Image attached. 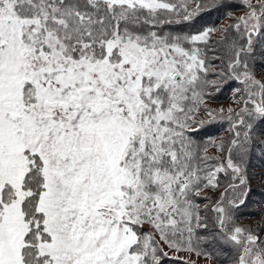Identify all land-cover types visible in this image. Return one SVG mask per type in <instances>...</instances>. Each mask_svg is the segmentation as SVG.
Wrapping results in <instances>:
<instances>
[{
  "label": "trees",
  "instance_id": "1",
  "mask_svg": "<svg viewBox=\"0 0 264 264\" xmlns=\"http://www.w3.org/2000/svg\"><path fill=\"white\" fill-rule=\"evenodd\" d=\"M7 1L17 17L38 21L23 27V44L35 52L57 50L66 62H117L127 43L146 50L174 46L201 60L190 79L165 84L153 74L142 76L137 93L144 107L133 119L161 129L131 127L120 161L133 179L122 184L126 223L134 232L129 251L137 264H197L165 246L217 264H264V217L258 225L248 222L264 212V0H158L164 4L158 7L0 0V10ZM203 33L205 39L196 38ZM36 100L34 83L26 81L24 111ZM230 100L238 104L225 112L209 104ZM219 144L222 152H214ZM23 153L27 167L19 188L26 230L19 261L56 264L40 250L52 238L48 215L39 208L44 159L29 149ZM135 183L148 208L138 215L131 199ZM17 191L9 182L0 189V223ZM159 197L166 204L161 209Z\"/></svg>",
  "mask_w": 264,
  "mask_h": 264
},
{
  "label": "rangeland",
  "instance_id": "2",
  "mask_svg": "<svg viewBox=\"0 0 264 264\" xmlns=\"http://www.w3.org/2000/svg\"><path fill=\"white\" fill-rule=\"evenodd\" d=\"M108 1L138 2L149 7L164 5L158 0ZM2 6L5 9L0 10V189L4 183L9 182L17 188L18 198L6 208L1 223H5V227L19 234L16 242L19 246H22L21 237L26 230V224L21 210V199L24 193L19 186L27 167V158L23 150L30 148L28 144H25V135L30 133L45 135V133L55 131L62 125H65L64 127L68 130L74 129L75 131L92 133L108 131L113 128H124L126 126L125 122H127L126 119L120 121L119 118H113L110 121L109 118L106 120L103 118L95 121L92 119V121L87 122L89 118L83 116V113L89 109L98 112L109 107V105H92L91 100L88 99L90 94L103 93V90H105L106 95L114 93L129 102L130 106L127 110L129 117H127L130 128L135 127L142 132H146L150 128L160 130L161 126L158 124L137 123L133 119V115L144 107V103L137 93L143 74L146 73L147 76L153 74L163 83L169 84L177 80L190 79L196 69L202 65V62L195 55L187 54L178 47L167 46L159 50H146L135 43L124 44L121 58L117 62L113 60L115 63L110 59L97 63L69 60L66 62L67 58L60 55L57 50H54V53L35 52L24 45L22 41L23 27L30 22L37 23L38 21H29L17 17L13 13V9L10 8V2L8 1L3 3ZM226 23L227 20L222 23V26ZM34 30L29 32L32 39L36 37ZM206 37L207 33L196 36L197 39H205ZM59 68L66 69L61 70ZM58 69L63 72L64 76L58 77L57 86L53 83L45 85V81L43 82V76H46L45 73L52 72L58 75L56 74ZM26 81L34 83L38 91H43H40V96L45 99V104L49 105L51 112H42L40 105H34L31 116L35 117V121L30 124L28 120L31 117L24 111V105L22 104V88ZM86 81H94V83H97V87L92 91L88 86L81 90L77 88L80 97H83V101L79 102L77 106H72V111H61L59 108L54 107V101H60L59 95L66 96V93L71 92L69 90L73 89L75 85H84ZM110 97L113 98L111 94ZM209 104L211 107L225 112L229 108H235L238 102L230 100ZM115 106H113V109H116ZM73 115L74 119H70ZM65 120H70V122ZM67 125L72 126L68 127ZM79 136L80 142L76 144V149L73 152L78 154L86 152V155L98 158L93 154L94 150L92 148L88 149L86 147L89 144H86L83 140L85 135ZM219 138V140H223V136ZM98 141H103V138L100 137ZM221 146L219 144L213 151L222 152ZM82 150L83 153H81ZM119 170L121 173L119 191L112 186V183L116 182L117 173L112 165L106 167V170L98 175L86 174L85 171L81 172L83 183L79 184V188L82 197L87 188L90 189L89 197L91 199V207L85 209L83 213L87 215L90 210L96 214L97 219L95 222L87 220L88 222L91 221V224H86L85 227L82 224L73 225L71 217H76L75 209L72 210V216L70 217L68 210H65V214L60 217L62 221L60 219V223L53 226L55 220L50 221L48 216L46 229L52 238L41 243L45 244L42 250L49 249L59 257L63 256V260L67 264H137V256L129 251L131 236L128 233L130 228L126 220L130 216L124 208L125 202L121 187L125 182H133V179L128 172ZM105 172L107 177L99 178V175ZM118 198L120 200L122 198L123 204H119L120 200L118 201ZM131 199L134 204L135 215L148 211L147 206L144 204V193L140 184L135 183ZM63 205L68 209L67 203L63 202ZM165 205L159 197L156 208L161 209ZM81 210L84 211L83 208ZM83 213L79 215L80 221L85 219ZM263 217L264 212L262 216L249 219L248 222L258 225ZM69 221L73 225L71 232H68ZM51 226L58 230L50 231ZM261 236L263 237L264 233ZM14 244L15 241L12 239L11 245ZM165 249L171 255L191 260L197 264H217L210 257L201 256L190 251L170 249L167 246H165Z\"/></svg>",
  "mask_w": 264,
  "mask_h": 264
},
{
  "label": "crops",
  "instance_id": "3",
  "mask_svg": "<svg viewBox=\"0 0 264 264\" xmlns=\"http://www.w3.org/2000/svg\"><path fill=\"white\" fill-rule=\"evenodd\" d=\"M59 69L65 70L66 68ZM59 69L56 72L58 75H55L52 72L45 73L46 76H43V82L45 81V85H50L53 83L57 86L58 77L64 76L63 72H61ZM84 83V85H75L73 89L69 90L71 92L66 93V96L64 95V97L59 95L60 101H54V104L52 102L49 103L53 104L55 108H59L61 111H72V106H77L79 102L83 101V97H80V92L78 93L79 90L85 89L88 86L92 91L97 87V83H94V81H86ZM59 85L62 86L61 84ZM77 88H79V90H77ZM40 91L37 90V100L31 106V110L26 112L31 117V119L28 120L29 124L34 123L35 121V117H33V115L31 116L34 105H40L42 112L51 113L49 105L45 104V99L40 96L41 92L43 91ZM110 94L113 96V98L110 97ZM110 94L106 95L105 90H103V93L90 94L88 99L91 100L89 101L92 103V105H109V107L103 108L104 111L98 112L93 111V109H89L83 113V116L85 118H89L87 122L92 121V119L95 121L103 118L105 120L109 118L110 121H112L113 118H119L121 119L120 121L126 119V126L122 129L111 128L112 130L92 133L75 131L74 129L68 130L64 127L65 125H62L55 131L45 133V135L37 133L25 135V144L30 146L29 150L39 154L44 159L45 189L40 197L39 208L49 216L50 221L55 220V224L53 226L60 223V217L61 215L63 216V214H65V210H68L70 217L72 216V210L75 209L76 217H71V222L73 225L82 224L85 227L86 224H91V221L88 222L87 220H93V222L96 221L97 216L95 213H92L90 210L88 211L87 215L86 213H83L85 212V209L91 207V199L89 197L90 189L86 188L87 191L83 193L82 197L81 189L79 188V184L83 183V179L81 178L82 171H85L86 174L90 173L92 175H98L102 173V171H105L106 167L112 165L114 170L116 169L117 172L116 182L112 183V186L115 189H118L117 191H119V181L121 176L119 169L122 170L120 161L127 146L130 131V123L128 122L129 112H127L130 104L121 96L118 97L114 93ZM113 106H115L116 109H113ZM70 119H74V115ZM65 121L70 122V120ZM67 126L71 127L72 125ZM79 135H85L83 140L86 142V144H89L86 145V147L88 149L92 148L94 150L93 154L98 156V158H94L92 155H86V152L83 153V150L81 152L83 154L73 152L76 149V144H79L80 142ZM100 137L103 138V141H98ZM103 177H107L106 172L102 175H99V178ZM110 179L112 178L110 177ZM17 198L15 200H17ZM119 200L120 199L118 198V201ZM63 202L68 204V209L64 207ZM12 203L9 205H12ZM119 204H123L122 198ZM9 205L5 206V211ZM81 208H83L84 211H82ZM53 212L56 213L54 214ZM82 213L85 219L80 221L79 215ZM64 218L66 217L64 216ZM71 222H68V232H71V228L73 229ZM4 224L0 223V264H20L19 257L22 246H19V244L16 242L19 234L5 227ZM53 226L50 227V231L58 230ZM128 233L131 236V244L134 239V232L129 229ZM12 239L15 241L13 246L11 245ZM44 245L45 244H41L40 250L43 253L49 254L56 264H67L64 262L63 256L59 257L53 253L54 251H50L49 249L42 250Z\"/></svg>",
  "mask_w": 264,
  "mask_h": 264
}]
</instances>
